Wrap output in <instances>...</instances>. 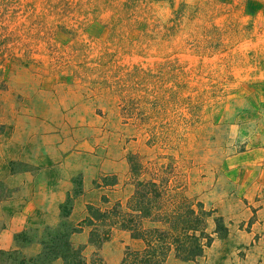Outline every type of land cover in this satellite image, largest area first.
Here are the masks:
<instances>
[{"label": "rangeland", "instance_id": "374dc122", "mask_svg": "<svg viewBox=\"0 0 264 264\" xmlns=\"http://www.w3.org/2000/svg\"><path fill=\"white\" fill-rule=\"evenodd\" d=\"M46 90L126 135L136 190L198 210L264 151V0H0V134Z\"/></svg>", "mask_w": 264, "mask_h": 264}, {"label": "crops", "instance_id": "0c3cea01", "mask_svg": "<svg viewBox=\"0 0 264 264\" xmlns=\"http://www.w3.org/2000/svg\"><path fill=\"white\" fill-rule=\"evenodd\" d=\"M69 93L59 99L46 90L39 102L28 104L29 118H12L0 134V249L17 248L19 232L57 226L61 206L71 195L69 219L82 228L72 235V241L77 247L84 246L85 255L91 257L97 249L90 243L96 224H85L91 216L89 207L108 211L119 206L131 211L128 204L140 177L133 174L126 135L112 133L109 128L114 124L97 120L92 104H74ZM253 156L244 169L237 168L241 158L231 157V166L237 168L232 174L251 175L245 190L224 191L214 179H209L208 189L201 190L204 208L216 210L207 227L214 240L204 254L184 261L171 249L164 264H264V151ZM218 216L229 229L225 238L216 232ZM153 227L162 224L144 220L145 229ZM146 247L144 238H135L118 225L111 228L99 252L106 264H121L128 248L141 251ZM26 251L36 254L41 246L35 244Z\"/></svg>", "mask_w": 264, "mask_h": 264}, {"label": "trees", "instance_id": "16d2710c", "mask_svg": "<svg viewBox=\"0 0 264 264\" xmlns=\"http://www.w3.org/2000/svg\"><path fill=\"white\" fill-rule=\"evenodd\" d=\"M163 192L154 181H140L128 204L131 211H124L119 206L108 211L90 206L91 216L85 224H96L91 232L90 243L97 249L90 258L85 255L84 246L77 247L72 241V235L82 228L75 226L69 219L74 200L69 195L61 206L60 223L42 231L25 230L17 233V248L0 249V264H54L58 259L63 264H106L99 249L110 238L111 228L118 225L130 230L133 237L144 238L147 242V247L141 251L128 248L121 264H164L173 248L177 258L196 260L214 240L207 231L208 217L212 212L207 211L202 203L198 210L191 205H178L174 209L164 210ZM78 193L76 190L75 195ZM144 220L160 222L162 227L145 229ZM215 221L218 236L227 237L229 229L225 219L218 216ZM101 226H104L103 230ZM35 244L41 246L40 252L32 254L26 251Z\"/></svg>", "mask_w": 264, "mask_h": 264}]
</instances>
